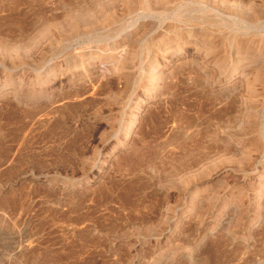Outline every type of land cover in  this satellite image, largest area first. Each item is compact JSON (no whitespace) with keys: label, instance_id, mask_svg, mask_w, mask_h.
Returning <instances> with one entry per match:
<instances>
[{"label":"rangeland","instance_id":"1","mask_svg":"<svg viewBox=\"0 0 264 264\" xmlns=\"http://www.w3.org/2000/svg\"><path fill=\"white\" fill-rule=\"evenodd\" d=\"M142 1L0 0V264H264L263 0Z\"/></svg>","mask_w":264,"mask_h":264},{"label":"bare ground","instance_id":"2","mask_svg":"<svg viewBox=\"0 0 264 264\" xmlns=\"http://www.w3.org/2000/svg\"><path fill=\"white\" fill-rule=\"evenodd\" d=\"M116 1H122L123 3H124V7L127 9V10H130L131 9V7H133V0H116ZM144 1V0H143ZM143 1H142V3H143ZM151 1H154V2H156V3H159V4H161L162 6H164V7H167V5H169L172 1H174V0H151ZM213 1V0H212ZM217 1V2H216ZM215 2L216 3H218V5H221L222 7H224L226 4H227V2L225 1V0H216ZM234 1V0H233ZM237 0H235L233 3H235ZM242 1V0H241ZM137 2H139V1H137ZM178 2L179 3H189V4H193V6H194V4H196V6L197 7H200V9L202 10V9H205V8H207V6L209 5H207L206 6V2H205V0H178ZM231 2V1H230ZM239 2H240V0H239ZM239 2H238V4H239ZM151 3H147V4H143V5H147V6H145V8L149 11V8L148 7H150L149 5H150ZM210 4H212V3H210ZM229 4V3H228ZM228 4H227V6H228ZM242 4H243V2H242ZM153 5V4H152ZM151 5V6H152ZM116 6V5H115ZM118 6V5H117ZM139 6V5H138ZM160 6V5H159ZM234 6V5H233ZM241 6V4H239V7ZM123 7V8H124ZM142 7V6H141ZM182 7V6H181ZM218 7V6H217ZM248 7H250V4H248V6H247V8ZM168 8V7H167ZM211 8H213V5L211 6ZM210 8V9H211ZM243 8H246V6L244 5V7ZM246 8V9H247ZM182 9V8H181ZM160 10V8L158 9V11ZM214 10V9H213ZM212 10V11H213ZM145 11V10H144ZM143 11V12H144ZM156 11H157V8H156ZM191 11V10H190ZM238 11V10H237ZM122 12H124V11H122ZM138 12V11H137ZM142 12V13H143ZM147 12V11H146ZM198 12H199V10H198ZM234 12V11H233ZM117 13V12H116ZM212 13V12H211ZM255 13H259L260 15H262V14H264V0H263V3H262V5L259 7V9H257V11L255 12ZM120 15L122 14V13H119ZM118 14V15H119ZM136 14V13H135ZM161 14H163V13H161ZM186 14V13H185ZM193 14V13H192ZM251 13H249V16H251L250 15ZM114 14H108L107 16H105V21H110V19H113L114 18V16H113ZM194 15V14H193ZM125 16V15H124ZM132 16V15H131ZM155 16V15H154ZM225 16V15H224ZM223 16V17H224ZM229 16V15H228ZM228 16H225V17H228ZM255 16V18H257L258 17V15L257 14H255L254 15ZM115 17H116V15H115ZM119 17V16H118ZM189 17V16H188ZM204 17V16H203ZM212 17H214V15L212 16ZM233 17V16H232ZM253 17V16H252ZM133 19V18H132ZM143 19H144V17H143ZM115 20V19H114ZM120 20V19H119ZM119 20H117V21H119ZM134 20V19H133ZM145 20H146V18H145ZM228 20H230V19H228ZM253 20V21H252ZM251 21L252 22H254V19H252ZM257 20V19H256ZM116 21V22H117ZM137 21V20H136ZM193 21V20H192ZM231 21H232V19H231ZM123 22V21H122ZM125 22V21H124ZM131 22V21H130ZM137 22H139V21H137ZM128 23V22H127ZM126 23V24H127ZM191 23H193V22H191ZM196 23H198V22H196ZM195 23V24H196ZM205 23V22H204ZM212 23V22H211ZM255 23V22H254ZM199 24V23H198ZM245 24V23H244ZM131 25V24H130ZM144 26V25H143ZM194 26H196V25H194ZM199 26V25H198ZM197 26V27H198ZM129 27V26H128ZM176 27H178V26H176ZM182 27V26H181ZM184 27V26H183ZM182 27V28H183ZM185 27H186V25H185ZM190 27H192V26H190ZM208 27V26H207ZM134 28V27H133ZM142 28V27H141ZM172 28H173V26H172ZM193 28H196V27H193ZM246 28V27H245ZM170 29V28H169ZM177 29V28H176ZM207 29V28H206ZM171 30V29H170ZM185 30V35L187 36V38H193L191 41H193L192 43H193V45L194 46H196V50H200V49H209V52H207V55L210 53V50H215V47H216V45H215V47H213V42H214V39H213V35H212V33L210 34V32L209 33H202V30H201V32H196L194 29H191V28H185L184 29ZM210 30H212V29H210ZM214 30V29H213ZM212 30V31H213ZM217 30V29H216ZM233 30V29H232ZM231 30V31H232ZM248 30H250V29H248ZM126 31V30H125ZM129 31H131V30H129ZM141 31V30H140ZM173 31V30H172ZM175 31V30H174ZM179 31H180V29H179ZM145 32H147V31H145ZM168 32H170V31H168ZM177 32V31H176ZM203 32H204V30H203ZM227 32V31H226ZM128 32H126V34H127ZM175 33V32H174ZM198 33V34H197ZM219 33V32H218ZM217 33V34H218ZM224 33V32H223ZM222 33V34H223ZM262 33V32H261ZM125 34V33H124ZM138 34V33H137ZM141 34V33H140ZM139 34V35H140ZM168 35L170 34L171 35V33H167ZM180 34V33H179ZM216 34V35H217ZM230 34V33H229ZM263 34V33H262ZM176 35V34H175ZM182 35H184V34H182ZM195 35L196 36H200L201 38H200V40H201V44H199V41H198V39L196 40L195 39ZM212 35V36H211ZM215 35V36H216ZM127 36V35H126ZM128 36H130V35H128ZM144 36V35H143ZM165 36V35H164ZM164 36H162V37H164ZM223 36V35H222ZM235 36V35H234ZM243 36V35H242ZM245 36V35H244ZM162 37H161V39H162ZM169 37V36H168ZM179 37V36H178ZM182 37V36H181ZM184 37V36H183ZM219 37V36H218ZM221 37V36H220ZM259 37V36H258ZM264 37V36H263ZM262 37V38H263ZM132 39H133V36L131 37ZM143 38V37H142ZM165 38V37H164ZM173 38V37H172ZM185 38V37H184ZM242 38V37H241ZM245 38V37H244ZM135 39V38H134ZM167 39H169V38H167ZM179 39V38H178ZM217 39H219V38H217ZM216 39V40H217ZM223 39V38H222ZM227 39V38H226ZM238 39V36H237V38L235 39V40H237ZM247 39V38H246ZM249 39V38H248ZM248 39L246 40L247 42H248ZM264 39V38H263ZM122 40V39H121ZM125 40V39H124ZM136 41L138 40V38L136 37V39H135ZM134 40V41H135ZM177 40V39H176ZM224 40H225V38H224ZM223 40V41H224ZM232 40V39H231ZM243 40H245V39H243ZM169 41V40H168ZM175 41V40H174ZM227 41V40H226ZM225 41V42H226ZM240 41V40H239ZM251 41V40H250ZM263 41V40H262ZM138 42V41H137ZM162 43H163V41H161ZM166 42V41H165ZM170 42V41H169ZM172 42V41H171ZM177 42V41H176ZM225 42H224V44H225ZM230 42V41H229ZM236 42V41H235ZM241 42H242V39H241ZM240 42V43H241ZM126 43V42H125ZM130 43H132V42H130ZM129 43V44H130ZM151 43V42H150ZM158 43V42H157ZM168 43V42H167ZM215 43V42H214ZM221 43V42H220ZM219 43V44H220ZM231 43V42H230ZM238 43V47L236 46V49H237V51L239 50V49H241L242 50V44L243 43ZM246 43V42H245ZM160 44V43H159ZM222 44V43H221ZM227 44V43H226ZM236 44V43H235ZM262 44V43H261ZM264 44V43H263ZM122 45H124V44H122ZM126 45V44H125ZM165 45V44H164ZM228 45V44H227ZM251 45V44H250ZM151 46V45H150ZM156 46V45H155ZM186 46V45H185ZM222 46V45H221ZM223 46H225V45H223ZM248 46V45H247ZM113 47V46H112ZM154 47V46H153ZM166 47V46H165ZM175 47H176V45H175ZM178 47V46H177ZM219 47H220V45H219ZM235 47V46H234ZM244 47H245V45H244ZM243 47V48H244ZM156 48H157V46H156ZM155 48V49H156ZM167 48H168V45H167ZM174 48V47H173ZM190 48H192V47H190ZM194 48V47H193ZM220 48H222V47H220ZM247 48V47H246ZM1 49V48H0ZM176 49V48H175ZM224 49H225V47H224ZM152 50V49H151ZM163 50V49H162ZM194 50V49H193ZM219 50V49H218ZM228 50V49H227ZM98 51V50H97ZM156 51L157 52H159L160 50H157L156 49ZM169 51V50H168ZM94 52V51H93ZM121 52V51H120ZM227 52V51H226ZM240 52V51H239ZM164 53V52H163ZM165 53H167V52H165ZM202 53V52H201ZM216 53V52H215ZM223 53V52H222ZM238 53V52H237ZM93 54V53H92ZM155 54V53H154ZM158 55H159V53H157ZM217 54V53H216ZM216 54H214V55H216ZM220 54V53H219ZM226 54V53H225ZM214 55H213V57H214ZM119 56H120V54H119ZM117 56L118 58H115V59H113V61H115V62H113L112 64H113V67H111L110 69H108V70H106L105 68L106 67H104V69L107 71V72H109V74L111 73V74H114V75H118L122 70H126V69H124L125 68V66H126V64H127V62L130 60V57H128V56H126V54H124L123 56ZM220 56V59H221V56H223V55H219ZM231 56V55H230ZM217 57V56H216ZM88 58V57H87ZM222 60V59H221ZM224 60V59H223ZM229 59H227V61H228ZM154 61V60H153ZM217 61V60H216ZM220 60L218 59V62H219ZM130 62V61H129ZM158 62V61H157ZM221 62V61H220ZM223 62H226V61H223ZM222 62V63H223ZM229 62H231V61H229ZM229 62H227V64L229 63ZM110 64V63H109ZM108 64V65H109ZM112 64H110V65H112ZM218 64V63H217ZM226 64V63H225ZM107 65V66H108ZM220 65H222L221 63H220ZM74 66V65H73ZM202 66V65H201ZM232 66V65H231ZM224 67V66H223ZM202 68V67H201ZM200 68V69H201ZM204 68V67H203ZM225 68V67H224ZM230 68V67H229ZM235 68L236 67H232V68H230V70H229V74L231 75V76H233V74H235V73H233L234 71H235ZM152 69V68H151ZM225 70H226V68H225ZM228 70V69H227ZM239 70H241V69H239ZM157 72V71H156ZM226 72V71H225ZM240 72V71H239ZM242 72V71H241ZM240 72V73H241ZM150 73H152L151 75H150V78H151V82H152V84H154V85H156L157 84V82L161 79V76L160 75H156L155 74V72L154 71H150ZM202 73V72H201ZM105 74H107V73H105ZM103 76H104V74H103ZM103 76H102V79H103ZM252 76V77H251ZM101 77V76H100ZM99 76H98V78H100ZM241 78H242V81L247 85V89H248V92L250 93V95L251 94H253L255 91H254V87H255V84L256 83H261V81H263L264 80V74L260 71V70H257V71H255V73L252 75V74H250V76L249 75H247V74H245V73H241ZM251 78V79H250ZM102 79H100V80H102ZM104 79H106V78H104ZM103 79V80H104ZM165 79V78H164ZM199 79V78H198ZM236 79V78H235ZM169 80V79H168ZM233 80V79H232ZM166 81V80H165ZM198 81V80H197ZM208 82V81H207ZM226 82V81H225ZM232 82V81H231ZM202 83V82H201ZM226 84V83H225ZM237 84V83H236ZM165 85V84H164ZM202 85V84H201ZM238 86V85H237ZM258 86V85H257ZM232 87H233V85L231 86V87H229V88H227L226 89V91H228V93H229V91L232 89ZM166 88V87H165ZM234 88H235V86H234ZM234 90V89H233ZM232 91V90H231ZM234 93V92H233ZM236 93V92H235ZM247 93V92H246ZM230 97V96H229ZM235 97H236V95H235ZM244 97V96H243ZM249 98V97H248ZM227 99H228V97H227ZM233 100H234V98H232ZM229 101V100H228ZM230 101H231V99H230ZM237 102V101H236ZM236 105V104H235ZM24 107V106H23ZM40 108V107H39ZM135 133V132H134ZM257 142H255V144H256ZM260 144V143H259ZM262 144V143H261ZM257 145V144H256ZM264 145V144H263ZM257 147V146H256ZM263 148V147H262ZM262 148L260 149V151L262 150ZM257 149V151L259 150L258 148H256ZM254 150V149H253ZM252 151V150H251ZM247 156H248V154H247ZM251 157V156H250ZM225 160H227V159H225ZM221 161V160H220ZM182 235V234H181Z\"/></svg>","mask_w":264,"mask_h":264}]
</instances>
